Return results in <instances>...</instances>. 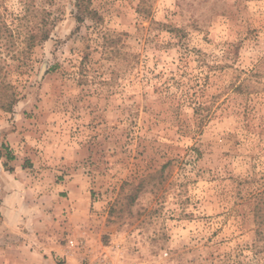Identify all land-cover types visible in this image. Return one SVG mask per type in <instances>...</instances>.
Wrapping results in <instances>:
<instances>
[{
	"label": "rangeland",
	"instance_id": "rangeland-1",
	"mask_svg": "<svg viewBox=\"0 0 264 264\" xmlns=\"http://www.w3.org/2000/svg\"><path fill=\"white\" fill-rule=\"evenodd\" d=\"M75 2L0 0V199L52 263L264 264V0Z\"/></svg>",
	"mask_w": 264,
	"mask_h": 264
},
{
	"label": "crops",
	"instance_id": "crops-1",
	"mask_svg": "<svg viewBox=\"0 0 264 264\" xmlns=\"http://www.w3.org/2000/svg\"><path fill=\"white\" fill-rule=\"evenodd\" d=\"M11 184L16 186L17 181ZM24 200V193L19 189H12L0 199V249H4V252L10 255L18 254L21 264H29L30 256H37V264H52L49 257L51 244L37 239L35 233L34 237L29 234V231L33 232L30 224L34 226L36 220L28 218L29 212L24 209ZM46 214H49V210ZM48 216L51 217V213ZM13 258L15 256L6 264L17 263L18 259L15 261Z\"/></svg>",
	"mask_w": 264,
	"mask_h": 264
},
{
	"label": "trees",
	"instance_id": "trees-1",
	"mask_svg": "<svg viewBox=\"0 0 264 264\" xmlns=\"http://www.w3.org/2000/svg\"><path fill=\"white\" fill-rule=\"evenodd\" d=\"M76 13L75 18L78 22L82 21V19L87 16L93 18L94 20L99 19L97 13L92 10L89 6V0H76L75 2ZM46 15H48V11H43ZM47 19H43L42 26L39 28H32L27 32L25 37L26 48L33 47L43 41H45L50 34L49 28L47 26ZM8 34V37H12V31L9 29L7 23L0 18V37L4 38V35Z\"/></svg>",
	"mask_w": 264,
	"mask_h": 264
},
{
	"label": "built area",
	"instance_id": "built-area-1",
	"mask_svg": "<svg viewBox=\"0 0 264 264\" xmlns=\"http://www.w3.org/2000/svg\"><path fill=\"white\" fill-rule=\"evenodd\" d=\"M101 261L104 262V257H101ZM52 264H67V263L64 262L63 260H58V261H56V262H54V263H52Z\"/></svg>",
	"mask_w": 264,
	"mask_h": 264
}]
</instances>
